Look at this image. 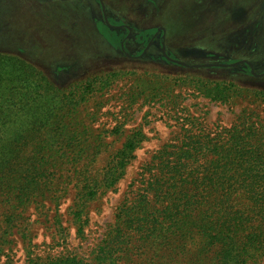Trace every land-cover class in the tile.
I'll list each match as a JSON object with an SVG mask.
<instances>
[{
  "label": "rangeland",
  "instance_id": "374dc122",
  "mask_svg": "<svg viewBox=\"0 0 264 264\" xmlns=\"http://www.w3.org/2000/svg\"><path fill=\"white\" fill-rule=\"evenodd\" d=\"M0 54L23 59L60 91H86L74 122L81 140L97 142L96 168L140 134L123 177L79 218L75 184L33 200L13 223L0 212V264H264L263 245L236 260L223 253L232 232L230 241L187 226L163 236L153 216L124 213L153 157L185 135L212 138L247 121L264 141V0H0ZM109 74L117 77L92 83Z\"/></svg>",
  "mask_w": 264,
  "mask_h": 264
},
{
  "label": "trees",
  "instance_id": "16d2710c",
  "mask_svg": "<svg viewBox=\"0 0 264 264\" xmlns=\"http://www.w3.org/2000/svg\"><path fill=\"white\" fill-rule=\"evenodd\" d=\"M115 77L109 74L92 83L102 85ZM85 94L82 87L60 91L23 59L0 54V212L4 223H13L18 210L33 200L55 199V193L66 188L64 184L80 189L74 212L79 218L98 190L114 186L123 177L140 134L129 136L121 151L103 168H96L98 152L91 145L97 142L81 140L74 122ZM259 132V127L245 121L212 138L185 135L180 146L153 157L141 178L143 193L124 213L131 221L140 220L139 215L153 216L154 232L163 236L187 226L205 237L230 241L225 236L232 232L234 240L222 251H233L235 260L264 247V141ZM233 200L246 202V208L234 211ZM215 206L217 212L210 213ZM231 214L237 215V223H217ZM251 214L259 225L245 223ZM186 216L191 219L184 220ZM209 216L216 221L209 224ZM131 221V229L145 231ZM244 233L247 242L240 240Z\"/></svg>",
  "mask_w": 264,
  "mask_h": 264
}]
</instances>
